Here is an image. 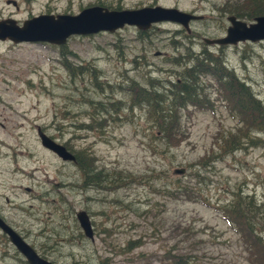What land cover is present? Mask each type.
Segmentation results:
<instances>
[{
  "label": "rangeland",
  "instance_id": "rangeland-1",
  "mask_svg": "<svg viewBox=\"0 0 264 264\" xmlns=\"http://www.w3.org/2000/svg\"><path fill=\"white\" fill-rule=\"evenodd\" d=\"M14 1L0 0V19L11 17L21 23L40 13L76 14L91 5L130 9L156 4L203 18L190 23V32L166 21L153 24L144 34L125 25L114 32L71 36L63 54L72 67L83 68L75 75L64 66L60 46L0 41V209L5 218L36 250L58 264H173L163 254L174 243L169 239L170 227L178 223L190 224L195 237L205 240L197 250L198 264H264L250 260L240 232L219 209L237 194H250L259 211H264V132L250 131L255 145L248 136L243 148L231 150L225 145L230 133L240 135L237 129L243 123L236 112L232 116L216 89L218 83L208 75L203 78L212 85L205 88L208 107H190L183 113L179 143L167 149L163 140L153 137L156 126L133 91L134 83L149 79L159 85L173 81L181 67L169 59L184 55L186 45L193 47L188 49L190 54L206 47L215 55L222 49L229 67L264 108V40L222 48L202 41V37L225 34L229 14L216 6L227 0ZM134 94L138 99L133 104ZM116 100L120 104L114 110L111 103ZM97 101L104 105L98 106ZM102 116L105 121L97 124ZM37 126L72 152L82 150L93 156L97 168L108 173L122 170L129 176L127 181L133 176L136 180L118 183L123 186L116 190L95 183L78 188L82 172L41 145ZM178 167L186 169L183 175L174 173ZM162 170L170 177L151 178L153 186L144 185L145 179L139 183L137 177L144 173ZM177 176L191 181L199 199L172 198L153 190L175 186ZM148 206L149 213L164 222L162 239L153 235L151 217L145 219ZM79 209L91 217L94 241L83 235L75 216ZM261 219L256 216L255 229L264 237ZM131 241L135 247H129ZM11 246L0 237V263L20 264L6 256L15 251Z\"/></svg>",
  "mask_w": 264,
  "mask_h": 264
},
{
  "label": "trees",
  "instance_id": "trees-1",
  "mask_svg": "<svg viewBox=\"0 0 264 264\" xmlns=\"http://www.w3.org/2000/svg\"><path fill=\"white\" fill-rule=\"evenodd\" d=\"M219 12H225L229 15H236L242 19H251L257 15L264 14V0H227L223 4L216 6ZM144 34L145 31H139ZM178 44L181 45L179 42ZM177 47V46H176ZM189 45H186V52L184 55L180 53L177 56H173L169 59V63L173 66H180L177 70V75L173 81H166L165 84L159 85L153 80L149 79L145 84L134 83L133 91L140 96L137 103L145 104L148 118L152 119L153 125L156 126V132L153 137H159L166 144V148L177 146L182 134V115L188 108L194 107L199 110L207 108L206 104V87H212L211 84L205 82L204 77L210 75L217 83L220 96H224L230 113L235 116V112L240 116L242 126L237 129V133H230V136L225 140V145L231 150L237 148H243L245 145L244 137H249V133L252 129L256 132H264V108L260 100L253 93L250 86L246 85L244 81H241L237 73L233 68H230L224 57L222 49L219 54L210 53L206 47L200 51L190 54ZM219 48H222L219 46ZM61 55L63 57V64L71 75L80 74L83 72V68L72 67L67 61V54H63L66 49L65 45L60 46ZM193 50V49H192ZM77 70V71H76ZM94 72H92L93 74ZM96 79V78H95ZM214 90V88H212ZM135 94L132 97V103L134 104L136 98ZM136 103V102H135ZM98 106H103L102 101H97ZM120 101L116 100L111 103L112 109H118ZM131 105V107L133 106ZM103 112V110H102ZM101 112V113H102ZM107 112V111H106ZM97 121V124H101L105 121L104 117ZM93 120H98L93 118ZM253 140V139H252ZM250 140L251 144H257L256 140ZM67 146V144L65 143ZM81 156V167L84 173L88 174V180L86 185L94 184L96 187H101L103 184H109L113 190L119 189L120 185L125 181V184H129L136 180V177H132L127 181L124 171H111L106 172L104 168H97L95 164V158L88 156L84 151H77ZM199 161L198 163H200ZM197 163V164H198ZM204 163H202V166ZM131 175V173H129ZM165 176V172H154L151 175L144 173L139 178L145 179L144 185L153 186L154 180L151 178L160 180ZM200 173L196 171L194 177L196 180L200 179ZM89 182V183H88ZM197 183V181H196ZM190 180H183L182 177H175V186L162 185L153 188L157 194L162 196L167 195L172 198H181L184 200H196L199 199L198 195H194L193 189L195 186H191ZM259 204L254 200L253 195L237 194L234 199L229 203L219 208L222 209L225 218L229 224L233 226L237 232H240V239L245 244V249H249L251 256L250 260H256L259 263L264 262V237L258 235L255 229L256 216H262V224L264 227V211H259ZM138 216L142 214L138 213ZM149 206L144 210L145 219L150 220V228L153 229V235L156 238L162 239L161 234L164 233V222L158 221L154 213H149ZM237 224V227L235 226ZM153 226V227H152ZM167 231V230H166ZM196 231L193 230L190 224L182 226L180 223L174 227H170L169 239H174L173 245L163 254V258L172 261L173 264H198V252L205 240L199 237H195ZM134 242H129V247ZM133 245L132 247H135ZM175 250V253L172 251Z\"/></svg>",
  "mask_w": 264,
  "mask_h": 264
},
{
  "label": "water",
  "instance_id": "water-1",
  "mask_svg": "<svg viewBox=\"0 0 264 264\" xmlns=\"http://www.w3.org/2000/svg\"><path fill=\"white\" fill-rule=\"evenodd\" d=\"M7 2L15 4L14 0ZM202 17L177 7L158 4L130 9H110L102 5H92L82 8L76 14L41 13L26 18L21 23L11 17L0 19V40H9L13 43L48 42L60 46L65 45L68 38L74 35H89L101 31L114 32L125 25L148 30L153 24L166 21L180 24L190 32V22L200 20ZM227 21L229 25L223 36L202 37V41L208 45L224 46L264 40V14L255 16L249 22L236 15H228ZM37 134L43 147L51 150L64 161H75L74 154L63 144L48 136L40 126H37ZM184 172V167L174 169L177 175H182ZM76 217L84 235L93 240L94 231L88 213L80 210ZM0 229L9 236L10 241L30 264H55L41 257L1 216Z\"/></svg>",
  "mask_w": 264,
  "mask_h": 264
},
{
  "label": "flooded vegetation",
  "instance_id": "flooded-vegetation-1",
  "mask_svg": "<svg viewBox=\"0 0 264 264\" xmlns=\"http://www.w3.org/2000/svg\"><path fill=\"white\" fill-rule=\"evenodd\" d=\"M225 33H226V31H225ZM74 155H75V161H65V162H72L74 165H76L77 166V168H79V170L82 172V175H81V180H83V181H81V183H80V185H78V188H81V186L82 187H85V184H86V182H87V180H88V174H86V173H84V171L82 170V169H80V167H81V156H80V154L79 153H75V152H72ZM58 157V156H57ZM28 190H30V189H28ZM81 191H82V189H80ZM80 210H82V209H79V210H77L76 212H75V216H76V214H77V212L78 211H80ZM0 216L4 219V221L11 227V228H13L20 236H21V238L24 240V241H26L31 247H33L35 250H36V248L28 241V239H27V237L22 233V231L21 230H18L17 228H15L6 218H5V216L2 214V211H1V209H0ZM90 217V216H89ZM77 218V217H76ZM90 219H91V217H90ZM77 221H78V219H77ZM78 223H79V221H78ZM91 223H92V220H91ZM79 226H80V224H79ZM81 228V227H80ZM92 228H93V231H94V227H93V224H92ZM82 230V229H81ZM83 232V231H82ZM83 235H84V233H83ZM85 237H87L86 235H84ZM0 237L1 238H4V239H7V240H9V242L11 243V245L13 246V248L15 249V251H13V253H7V257H9V258H12V259H14V260H17L20 264H30L29 262H28V260H27V258L14 246V244L10 241V239H9V236L6 234V233H4L1 229H0ZM90 241H94V239L92 240V239H90V238H88ZM11 246V247H12ZM36 252L41 256V257H43V258H45V259H47V260H50L49 258H47V256L46 255H42L43 253H40L38 250H36ZM51 262H53V263H55V264H58L56 261H54V260H50ZM0 264H6V262H1Z\"/></svg>",
  "mask_w": 264,
  "mask_h": 264
}]
</instances>
